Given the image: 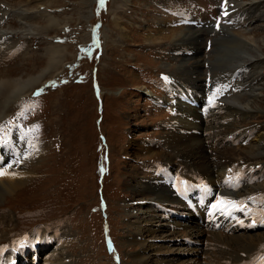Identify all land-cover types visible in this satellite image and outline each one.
<instances>
[{
    "label": "rangeland",
    "instance_id": "rangeland-1",
    "mask_svg": "<svg viewBox=\"0 0 264 264\" xmlns=\"http://www.w3.org/2000/svg\"><path fill=\"white\" fill-rule=\"evenodd\" d=\"M163 1L105 0L101 6L99 0H0V82L5 80L8 83L7 90L0 96V125L3 126L0 128V142L17 135L21 142L32 141L36 146L35 152L40 154L33 159H21L22 165L36 174L0 201L1 253L27 240L33 230L46 235L54 225L44 230L42 225L59 219L66 225L63 232L65 241L50 254L43 252V257L46 256L44 261L50 260L51 264H181L191 259L198 260L191 264H199V259L209 256L214 260L211 258L212 262H205L217 264V261H225L226 255L230 263L235 264L229 257V253L234 254V249H238V242L230 240L234 236L246 237L245 242L241 241L245 245L253 243L249 244L253 248L252 256L246 257L242 264L252 263L250 259L258 251L259 257L264 255V245L258 246L264 242V227L254 226L238 232L234 224L229 230L208 231L205 238L211 242L206 249L197 252L186 245L184 250L180 237L185 233L180 234L179 231L197 232L196 222L185 227L173 221L169 223L172 227L180 225L175 229L169 228L164 225L166 221L158 218L161 211L153 209L149 203L154 200L156 203V199H139V187L133 192L136 182L141 184L140 179L149 176V180L153 176L151 171L159 167L160 161L170 164V175L191 170L184 157L178 155V150L184 148L188 137L195 136V131L198 137L209 138L205 129L212 125V121H202L199 116L212 109L208 106L201 110L205 99H202L203 104L199 96L197 106L191 105L195 103L194 98H190L192 103L188 105L176 98V92L181 87L179 84L199 87L191 84L192 79L202 78L204 81L206 71L209 80L200 86L201 89L197 88L199 92L209 89L207 92L210 93L214 89L209 96L212 98L210 101L216 103V90L223 83L228 92L245 94L239 102L249 112V117L225 129L229 134H223L224 138L214 144L218 157L214 159L206 154L208 160L214 164L229 163L234 169L225 165L228 167L222 171L230 169L228 172H235L240 167L239 163L244 161L235 159L234 154L248 150L264 137V0H232V7L235 1V6L240 2L245 5L232 8L235 16L229 6L226 15L221 18L218 15L217 19L222 21L221 24L216 23L222 28L217 32L209 27L215 26V21H206L203 25L191 22L200 36L181 37L184 41L180 45L187 48L186 54L168 37L170 29H174L172 20L164 18L167 25L163 26L162 32L158 28V11L167 14L168 5ZM195 1L218 5V0ZM190 7L195 10H189L188 14L187 10H182L179 14L201 21L199 17L205 11L192 2ZM232 31L249 36L246 38H253L256 43L248 45L254 41L243 43L238 39L241 45L235 46ZM237 66L240 74L236 73V79H227L224 73L228 71L231 74ZM159 71H163L162 75ZM163 76L177 82L165 79V86ZM223 78H226L225 82L221 81ZM12 81H21L24 85L11 91L17 87H12ZM214 83L217 88H214ZM237 84L241 89H236ZM147 87L159 96H154ZM143 92L162 101L169 93V98L177 99L172 105L179 117L171 112L169 103L161 102L164 107L159 109L144 97ZM190 94L195 95L196 92ZM26 108L30 110L17 118V114ZM181 108L186 113L185 118L193 121L192 126L187 124L189 121L181 120ZM167 116L171 118L164 122L163 127L154 126L159 119H168ZM34 125L38 128L27 132ZM171 127L175 133L169 131ZM152 136L154 138H147ZM211 137L216 140L214 133ZM134 141L136 144L128 147ZM152 152L158 154L150 156ZM263 173L258 180L263 189L260 193L262 198L256 196L257 201H251L258 206L263 204V208L252 206L254 213L250 212L257 226L264 225L260 221L261 214L255 213V210H264ZM252 174L253 171L241 173L242 176ZM226 175L228 179L232 177ZM180 178L184 179V176ZM213 180L217 181L214 176ZM240 184L246 185L244 182ZM246 186L239 190L235 196L237 199H242L243 190L250 187ZM228 187L232 188L233 184L228 183ZM162 201L165 207H169L167 200ZM98 204H106L108 208L109 226L106 221L104 225L113 235L112 250L105 247L100 237ZM251 224L254 223L251 221ZM60 229L62 231L63 227ZM34 238L36 241L24 243L18 254L20 251L26 254L36 243L43 245L44 241H39L38 236ZM44 240L48 242V238ZM181 252L191 255L183 258L184 253ZM2 264H6V260Z\"/></svg>",
    "mask_w": 264,
    "mask_h": 264
},
{
    "label": "bare ground",
    "instance_id": "bare-ground-1",
    "mask_svg": "<svg viewBox=\"0 0 264 264\" xmlns=\"http://www.w3.org/2000/svg\"><path fill=\"white\" fill-rule=\"evenodd\" d=\"M187 2L195 3L196 7H199V8L201 7V9H203L205 11L204 13L201 14V17H199V19L202 21L201 22L202 25H203L204 22L206 23V21H215V23L216 22H219L221 24V22H220L221 19L220 20L217 19V17H218L217 13H220L219 16L221 18V17L224 16V12H225V10L223 12L222 11L221 12H218V10H217V6L220 5V1L217 2L218 5L212 6V3L206 4L204 1L196 2L195 0H193V1H191V0H187V1L186 0H164L163 3H165V4L167 3V5H168L167 8L165 7L166 8L165 11H167V14L165 12H163V11H158V16L159 17L157 16L158 17V20H156V23L158 25L159 30H161V32L163 31V29H162L163 26L167 25V23L165 22L164 18L165 19L168 18L169 20H172L175 23L172 26L174 29H170L171 30L170 31L171 33L169 32L170 34H169L168 37H171L174 40L173 42H174L175 46L178 44L177 47H179L180 44L183 43V41H184L183 40L184 38L181 39V37H185L186 35H188L191 38L192 37H196L197 38V37L200 36V32L198 30H195L196 29V27H194L195 25L193 23H190V22H192V20H195L196 21V19H194V18H191L190 19L187 15L179 14V13L182 12V10H187V14L189 13V10H192V11L195 10L192 7H190V3H189V5H187ZM163 3H162V5H163ZM222 3H225V0H222ZM235 3H236V1L233 3V7H232V5H231L232 4V1L228 2V6H229L230 10H232V12H233V9L232 8H235L236 9V8L240 7V5H242V6L245 5V3L240 2L237 6H235ZM170 10H173V12L171 13ZM244 10L245 9H243V11ZM251 11H252V9H251ZM176 12H177V14H176ZM234 12H233V14H234ZM234 16H235V14H234ZM259 16H260V14H259ZM154 17H155V15H154ZM250 21H252V20H249L248 22H250ZM195 24H197V23H195ZM223 25H225V24H223ZM175 27L178 28V30H176ZM209 27H212L213 29H220L221 25H219L217 28H216V26H209ZM168 30H169V28H168ZM207 30H209V29H207ZM245 31H247V29H245ZM232 36H233V43H234L235 46L236 45H241V44H238V39H239V41H241L243 43L244 42H252V40L254 41L253 38H251L252 40L246 38V37H249V36H246L245 37V36H242V35L233 33V31H232ZM165 37L163 36V38H165ZM254 43H256V42L254 41L253 43H249L248 45H252ZM10 47H8V48H10ZM186 59H188V58H186ZM184 62H186V60H184ZM236 73L237 74H240V67L234 69L231 74H236ZM182 75H183V73H182ZM188 80H189V78L187 79V81ZM192 80H193V83H191V84L194 85V86H197V85L198 86H203L204 85L202 78L200 80L199 79H192ZM12 83H13L12 87H16V86L17 87L11 89V91L12 90L15 91L16 89L21 88V86L24 85L21 81H19L18 83H16L15 81H12ZM7 85H8V83L5 80L0 82V96H2L5 93V91L7 90V88H8ZM179 86H181V87L178 88V90L176 92V98L178 97V95L179 96H183V92H184L185 95L188 96V100H186L185 103H187L188 105H190L192 103V102H190V98H194L195 103H193L191 105L197 106V104L199 103V100L197 98L198 96L196 94L195 95L194 94H190V92L195 93V91L192 89L189 92L188 91V88H185L182 85H179ZM246 86H248V83L246 84ZM235 87H236V89H238V88L241 89V85L240 84H237ZM181 88H183V89H181ZM224 88L227 89L226 86L223 85V87L221 86V88L219 89L220 90L219 92L216 90L217 91V93H216L217 96L215 98H217V100H218L216 103H214V102L212 103L210 101V99L207 98V97H205V96L204 97L199 96L201 102H203L202 99H205V104L203 102L204 105H202L203 108H207L208 106H210L209 108L212 109L209 112L210 114L209 113L208 114L207 113L204 114L205 117L202 118L201 116H199L202 121L203 120L204 121H206V120L212 121V125L206 126L207 128L205 129V132H207V136H209L210 139L208 137L207 138L206 137L205 138H202V136H201V138L198 137V133H197V131H195L194 132V135L195 136L188 137L187 142L184 144V148L178 150V155H180L181 157H184L183 159L188 164V167L192 170V171L190 170V172H191L190 173L191 179H193L195 181H199L202 185L215 184L217 186V190H230V189L234 188V189H236V190H234V192H235L234 196L238 195L239 190L242 189V188H245L244 186H246V185L247 186H250L249 188H246V189L243 190L244 191V194L241 196L242 199H240L238 202L243 201V202H245L247 204V207H246L247 210L245 209L244 211L254 213L253 210H252V208L249 206V204H251L253 206L254 202H251L252 200H249L248 198L249 197H255L254 201L256 202L257 201L256 196H258V194L261 193V191L263 192V189H261V186L258 185V180H259L260 174L264 171V157L262 156V155H264V154H262V152L264 153V151H262V148L264 147V137L261 138V139H258V141H256L254 144H252L251 147L248 148V150H240L237 154H234L236 156L235 159H240L242 162L244 161L243 164L239 163L240 164V167L239 168L237 167L239 165L237 163L238 165L236 167L238 169H235L236 170L235 172H233V171L232 172H228L230 169H234V168H231L228 165L229 163L228 164H226V163H224V164L223 163L214 164V163H212V162H210L208 160V158H209L208 156H212V158H214V159H216L218 157L217 155H215L218 152V150H217V148L214 147V144L217 143L219 141V139L221 140V138H224V136H222L223 134L225 136L227 134H229V133H225V129L227 127H233L235 124L238 123L239 120H244V118L249 117V112H247V110L241 106V102H239L242 99L243 95H245V94H243V93L238 94L239 91H235V93H231L232 91L231 92H228ZM143 93H145V92H143ZM146 95H148L150 98H152L149 94H146ZM219 97H222L223 99L220 100ZM175 100H177V99H175ZM163 101H165V100H163ZM177 103H179V102H177ZM189 108H192V107L189 106ZM182 109L183 108H181V110H180L181 111L180 112L181 120H185V122L189 121V123H187V124H191V126H192L193 121H190V119L185 118L184 115H186V113H185L184 109L183 110ZM192 109L198 110V112L200 111L199 108H197V107H193ZM175 114H176V112L174 113V116H175ZM176 116L179 117L178 111H177ZM182 122L185 123L184 121H182ZM201 128L202 127H200V129ZM169 131H172V132L175 133V129L172 128V127L169 128ZM172 132H171V134H173ZM213 133L215 134L216 140L211 137V135ZM31 143L33 144L32 141H31ZM131 144H136V142L135 141H134V143L133 142H130L128 144V147ZM139 145L141 147L143 146L141 144H139ZM261 145H263V146H261ZM217 146H218V144H217ZM29 153H31V155H29ZM154 154L157 155L158 152H152L150 154V156L151 155L153 156ZM222 154H223V152H222ZM38 155H40V154H37L33 148H30L29 147V142H26L23 145V144L20 143V140L17 139V137H15L14 135L7 140V143H4L3 142L2 144H0V171L7 170V172H13V173H15V175L8 174V175L0 176V201L2 199H4L3 197L5 195L12 194V192L17 187H19V186L21 187V185H23L24 182H26V180H28L30 177H32L33 175L36 174L32 170L26 169V167H24L22 165L23 163H22L21 159L24 158L25 156H28L27 159L29 160V159L36 158ZM222 158H224V157H222ZM17 159H19V163H15V161ZM236 161H238V160H236ZM218 162H220V160ZM9 164H12V167L11 168H8V165ZM225 165H228L230 167V169L228 171H222V170H225L228 167V166L226 167ZM169 166H170V164L163 163L160 166V167H162L161 168L162 170H161L160 173L162 175L165 174L166 171H168ZM181 169H182V167H181ZM220 170L223 173H219ZM244 171H253L254 174L242 176L241 173L244 172ZM158 173L159 172L156 171V174H153L152 177L150 176L151 178L149 180L142 181L141 184H137V182H136L134 184V190H133V192L137 191V188L139 187V189H140V192L138 194V196L140 197L139 199H141V198H147V199L154 198L156 200L157 199H160V200H163L164 199V200H167V202H172V204H173L172 207L175 206L174 205L175 203L176 204H180L181 202L178 203V201H179L178 199H176L175 197L171 196V194H172V191L171 190H174V188L182 187V185L178 184V181H177L178 179L176 177H170V179H169L170 182L169 183H167V181L161 182L159 180V177L160 176H159ZM183 174H187V172L186 173H183ZM226 174H228V176L231 175L232 177L228 179V178H226V176H227ZM213 176H214V178L217 179V181H214L213 180ZM230 180L233 181L232 182V184H233V187L232 188H229L228 187V183H229ZM134 182L135 181L133 180V183ZM240 182H244L246 185L240 184ZM192 185L193 184H190L189 187H191ZM141 194H148L149 196H145V195H141ZM154 202H155V200H154ZM156 205H157L155 207L156 210L158 208H160V211H162L164 209V204L163 203H160V204H157L156 203ZM177 207H179V206H177ZM182 211L183 210L179 211V213H181ZM262 212H264V210H255V213L256 214H261ZM256 217L257 218H260V215L259 216L257 215ZM187 218H189L191 221H189V222H186V221L183 222L184 224H186V226L192 225L194 222H196L194 220L193 216H191V215L188 216ZM176 222H178V221H176ZM194 224H195L196 227L198 226L197 227L198 228L197 229V232L191 233V232L186 231L185 229H183V230L179 231L180 234L185 233L187 236H189V237H196L195 239H197L200 234L202 235L203 232L200 231L201 228H200L199 225H196V223H194ZM179 225L174 226V227H177L178 228ZM204 233H206V232L204 231ZM29 236H31V234ZM45 238H48V237L47 236L46 237H43V235H40V237H38V240L39 241H41V240L44 241L43 245H39L40 247H46L47 242H45V240H44ZM36 239L37 238H33V239L28 238V240L22 242L21 245H18L17 248L13 251V253L10 250L9 251H5L4 253H1V250H0V253L1 254L10 253V255L6 256L5 260L7 258H9V257H11V258H13L15 260L16 259L17 260L18 259H21L23 257V255L25 256L26 254H28V251L26 252V254H23L21 251L18 254V249L21 250L23 248V244L26 243L27 241L31 243V242L36 241ZM181 239L182 238L180 237V241H181ZM230 240H233V241L238 242V249L237 248L234 249L235 253L234 254L233 253H229V257L233 260V262L235 264H242L244 262V260L246 259V257L252 256L251 253L253 251V248L249 244H252L253 245V243L248 242V244L245 245L244 242L246 240V237L234 236ZM257 240H259V239H257ZM241 241H244V242L242 243ZM36 244H39V243H36ZM181 245H183V242L182 241H181ZM39 246L36 247L35 245H33V247L31 249H29V251H31V253H35L36 251H38L40 249ZM180 247H183V246H180ZM242 247H244L245 250ZM48 249H51V248H48ZM53 249L56 250L57 248H53ZM190 249H194L195 251H197V247L190 248ZM200 251L201 250H199V252ZM238 251H243V252L241 254H238V253H236ZM15 255H16V257H15ZM183 255H184L183 258H188L189 255H191V253H185ZM212 256H213V254H212ZM226 256L224 257V258H227L225 261H227L229 259ZM197 257H199V256H197ZM211 258L213 259V257H211ZM142 259H144V258H142ZM144 260L146 262V259H144ZM183 262H185V261H183ZM217 262L224 263V261H217ZM226 263H228V262H226Z\"/></svg>",
    "mask_w": 264,
    "mask_h": 264
},
{
    "label": "snow or ice",
    "instance_id": "snow-or-ice-1",
    "mask_svg": "<svg viewBox=\"0 0 264 264\" xmlns=\"http://www.w3.org/2000/svg\"><path fill=\"white\" fill-rule=\"evenodd\" d=\"M104 2H105V0H99V3H100L101 6H103ZM226 4H227V0H225V6H226ZM224 14L226 15L227 12L225 11ZM217 91L219 92L220 90L218 89ZM214 95H215V94H214ZM211 99H212V98L210 97V100H211ZM28 110H30V109H27V108H26V109H24L21 113H18V114H17V118H19L20 116H23L24 113H25L26 111H28ZM9 123H12V122L10 121ZM2 127H3V126L0 125V128H2ZM36 128H38V126H35V125H34V126H32L31 128H29V129L27 130V132H31V131L35 130ZM9 131H10V130H9ZM27 132L25 133V135H27ZM3 142H4V143H7L6 140H4ZM29 147L34 149L36 146H35L34 144H32L31 142H29ZM29 155H31V153H29ZM24 158L27 159L28 156H25ZM15 163H19V159H17V160L15 161ZM11 167H12V164H9V165H8V168H11ZM229 171H231V170H229ZM8 174H11V173L7 172V170L0 171V176L8 175ZM248 199H249V200H254L255 197H249ZM217 206H221L222 210L234 209V210L244 211V210L246 209V207H247V204H246L245 202H243V201L238 202V201L230 200V199H228V198H220V199L217 200L216 205H214L213 207H217ZM229 214H231L230 211H229ZM261 217H262L261 222H264V212L261 213ZM253 223L255 224L256 221L254 220Z\"/></svg>",
    "mask_w": 264,
    "mask_h": 264
}]
</instances>
